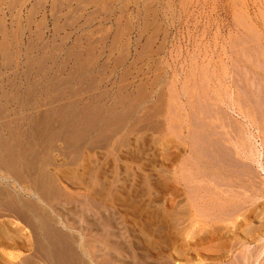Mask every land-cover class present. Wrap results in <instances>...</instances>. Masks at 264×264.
<instances>
[{"label": "rangeland", "instance_id": "1", "mask_svg": "<svg viewBox=\"0 0 264 264\" xmlns=\"http://www.w3.org/2000/svg\"><path fill=\"white\" fill-rule=\"evenodd\" d=\"M255 159L264 168V0H0V228L46 247L0 242V264H175L180 246L210 264L202 249L236 246L243 225L209 240L227 222L175 179L263 175ZM187 199L176 223L166 207Z\"/></svg>", "mask_w": 264, "mask_h": 264}, {"label": "bare ground", "instance_id": "2", "mask_svg": "<svg viewBox=\"0 0 264 264\" xmlns=\"http://www.w3.org/2000/svg\"><path fill=\"white\" fill-rule=\"evenodd\" d=\"M253 40V39H252ZM263 70V69H262ZM260 95V94H259ZM240 109V108H239ZM234 110V109H233ZM261 110V109H260ZM257 111V110H256ZM241 114V113H240ZM245 119V118H244ZM260 120V119H259ZM232 122V121H231ZM221 126V125H220ZM223 126V125H222ZM247 127V126H246ZM190 128V127H189ZM228 128V127H227ZM235 128V127H234ZM211 133V132H210ZM218 133V132H217ZM244 133V132H243ZM230 134V133H229ZM213 135V134H212ZM224 135V134H223ZM246 135V134H245ZM257 136V135H256ZM232 137V136H231ZM253 137V136H252ZM223 138V137H221ZM225 138V137H224ZM254 138V137H253ZM169 139V138H168ZM181 140V139H180ZM217 140V138H216ZM183 141V140H182ZM220 141V140H219ZM241 142V141H240ZM252 142V141H251ZM224 144V143H223ZM238 144V143H237ZM256 144V143H255ZM211 145V144H210ZM220 145V144H219ZM218 145V146H219ZM222 145V144H221ZM220 145V146H221ZM242 145V144H241ZM213 146V145H212ZM243 146V145H242ZM238 147H240L238 145ZM244 147V146H243ZM212 148V147H211ZM223 148V147H222ZM237 148V147H236ZM242 148V147H241ZM256 148V147H255ZM165 149V148H164ZM220 149V148H219ZM244 149V148H243ZM249 149V148H247ZM209 150V149H207ZM214 150V149H213ZM218 149H216V152H217ZM235 150V149H234ZM240 150V148H239ZM246 150V149H245ZM251 150V148H250ZM229 151V150H227ZM248 151V150H247ZM258 154L260 151H257ZM169 153V152H168ZM212 153V151H211ZM215 153V152H214ZM221 153V151H220ZM227 153V152H225ZM236 153V152H235ZM240 153V152H239ZM243 153H246L245 151ZM250 152H248L249 154ZM213 154V153H212ZM227 154H230V153H227ZM247 154V155H248ZM226 155V154H225ZM232 155V154H231ZM239 155V154H238ZM252 155V154H251ZM215 156V155H214ZM214 156H212L211 158H213ZM223 156V155H220V157ZM235 156V155H234ZM249 156V155H248ZM256 156V155H254ZM217 157V155H216ZM219 157V158H220ZM238 157V156H237ZM244 157V154L243 156ZM228 158V157H227ZM234 158V157H233ZM250 158V157H249ZM255 158V157H254ZM210 159V158H209ZM218 159V158H217ZM225 159V158H224ZM223 159V160H224ZM240 159V158H239ZM243 159V158H242ZM247 159V158H246ZM214 160V159H213ZM248 160V159H247ZM257 160V159H255ZM219 161V160H218ZM226 161V160H225ZM225 161H223L225 163ZM229 161L230 158H229ZM228 161V162H229ZM240 161V160H238ZM244 161V160H243ZM252 161V160H251ZM212 162V161H211ZM210 162V163H211ZM227 162V161H226ZM187 163V162H186ZM214 163V161H213ZM230 163V162H229ZM255 163V162H254ZM257 165L260 167V170H262L263 172V175H253L250 171L249 172H246L248 173V175H219V176H213L215 174H212L210 177H205L203 175H179L176 177V185H179V186H185V188L187 187L188 190H190V188H195V190L199 189L198 192L199 193V196L196 198L198 201L196 202H201V204H205V208L210 209V207L212 209L210 210H213V213L215 214L214 215V219L215 220H218V222H220L219 224H223V222H227V224L225 225L227 229L221 237H219L218 234V231L220 229V227H213V226H216L215 225H209V227L211 226V228L207 230V234L209 236V240H215V239H219V238H222V237H225L226 235L228 234H234L235 231L232 232V228H239L240 225H243V227L240 229V238L237 240L236 242V246H232L231 244L234 243H230V241H232V237L235 238V234L230 236L229 238H227L226 241L224 242H221L220 244H217V245H206L202 250L205 252L204 254H206L208 256V258L211 260L210 261V264H264V201H262V205H259V206H256L254 210H251L249 211L250 209H248V206L250 204H253L255 202L254 199L256 200H260L262 198H264V168L261 166V162H259V160L256 161ZM217 164V163H216ZM233 164V163H232ZM246 164V163H245ZM251 164V163H250ZM214 166H216L215 164H213ZM228 165V163H227ZM242 165V164H241ZM202 166V165H201ZM205 166V165H204ZM207 166V165H206ZM233 166V165H231ZM235 166V165H234ZM244 166V165H243ZM252 166V165H251ZM211 167V166H210ZM240 167V166H239ZM250 167V166H249ZM222 168V167H221ZM248 168V167H247ZM246 168V169H247ZM258 168V167H257ZM163 169V168H162ZM195 169V168H194ZM209 169V168H208ZM218 169V167H217ZM216 169V170H217ZM232 169V168H231ZM229 169V170H231ZM234 169V168H233ZM232 169V170H233ZM223 169H221L222 171ZM235 170V169H234ZM236 170H239V169H236ZM245 170V168H244ZM248 170V169H247ZM183 171V170H182ZM259 171V170H258ZM213 172V171H212ZM219 172V171H218ZM217 172V173H218ZM253 172V171H252ZM183 173V172H182ZM206 173V171H205ZM221 173V172H220ZM231 173V172H230ZM229 173V174H230ZM238 173V172H237ZM184 174V173H183ZM208 174V173H207ZM211 174V173H210ZM235 174V173H234ZM252 174V175H250ZM205 175V174H204ZM213 176V177H212ZM146 178V177H145ZM147 179V178H146ZM130 180V179H129ZM169 181V179H167ZM165 181V180H164ZM171 181V180H170ZM173 182V181H172ZM165 184V183H164ZM167 184V182H166ZM175 185V186H176ZM164 186V185H162ZM204 186H207V191L204 189L203 192L200 188L204 187ZM165 188V187H164ZM184 190V188H183ZM186 189L185 192L188 191ZM196 190V192H197ZM172 192V191H171ZM191 192V191H189ZM193 192V191H192ZM191 192V194H192ZM195 192V191H194ZM193 192V194H194ZM154 194V193H153ZM173 194V193H172ZM189 194V195H191ZM114 195V194H113ZM161 195V194H160ZM198 195V194H197ZM173 196V195H172ZM254 196V197H253ZM178 197V196H177ZM190 198V197H189ZM192 198V197H191ZM254 198V199H253ZM193 199V198H192ZM154 200V199H153ZM185 200V199H183ZM254 200V201H253ZM110 201V200H109ZM152 201V200H151ZM16 202V201H15ZM192 202V201H191ZM191 202L187 199L185 201L184 204H178V200H172L171 201V204L169 206V209H167L166 207V213L168 214V212L170 214H173V210H175L176 213H174L176 215V217H172V215L170 216V214L168 215V217H172L174 219V221L176 220V223L179 222L181 220V222H184L186 221L184 219V221L182 220L184 217H185V214L190 211V208L192 207L191 205ZM112 203V202H111ZM180 203V202H179ZM16 205V204H15ZM12 206V205H11ZM28 206V205H27ZM26 206V207H27ZM38 206V205H37ZM13 208V207H11ZM10 208V209H11ZM15 208V207H14ZM28 208V207H27ZM203 208V207H202ZM16 209V208H15ZM20 209V208H19ZM38 209V208H37ZM37 209L34 210V208L32 209L31 206L30 208H28V213H25V209L23 210H13L15 211V216L17 215V217L19 218L21 216L22 213L20 212H24L25 214H27V216H29L30 218H32L35 223L33 224H30L32 220H30L29 218V223H27L28 225H33L34 229L35 227H38L36 226V222L38 223V219H36V216L38 218L42 217V220H41L43 223H44V229L46 227V221H45V218L42 214L38 215V212L39 213H43V212H40V210L36 211ZM42 209V208H40ZM44 209V208H43ZM42 209V210H43ZM165 209V207H164ZM6 210H9V209H6ZM198 210V209H196ZM202 210V209H201ZM36 211V212H35ZM182 212V213H181ZM49 213V212H48ZM135 213V212H134ZM155 213V211H154ZM160 213V212H159ZM165 213V211H164ZM194 213V212H193ZM192 213V214H193ZM201 213V212H200ZM207 213V212H206ZM181 214L180 217H178L179 215ZM197 214V213H196ZM205 214V213H204ZM46 215V214H45ZM52 215V214H50ZM111 215V214H110ZM201 215V214H200ZM149 216V215H148ZM192 216V215H190ZM14 217V216H13ZM23 217V215L21 216V218ZM188 217V216H187ZM196 217V216H195ZM210 217V216H209ZM186 218V217H185ZM192 218V217H190ZM212 218V217H211ZM24 219L25 222L28 221L26 215H24ZM53 219V218H52ZM154 219V218H153ZM187 219V218H186ZM13 220V219H12ZM23 220V219H22ZM49 220V218H48ZM164 220V219H163ZM172 220V219H171ZM170 220V222H171ZM194 220V219H193ZM204 220V219H203ZM173 221V220H172ZM189 221V220H188ZM186 221V222H188ZM210 221V220H209ZM213 221V220H212ZM15 222V221H14ZM154 222V221H153ZM169 222V223H170ZM190 222V221H189ZM203 222V221H202ZM217 222V221H216ZM42 223V224H43ZM149 223V222H148ZM174 223V222H172ZM20 224V223H19ZM18 225H15L14 226L12 225V227L10 228H5V227H1L0 228V242H4L3 244L5 245L4 247L6 248H9V249H16V248H21V249H24L26 250V252L28 251L29 254L32 256V257H40V258H43L44 255H43V251H46V249L44 250V248L46 247H42L43 244L41 245L37 240L36 243L38 242L40 245H39V248H37V246H33V230L29 231L32 232L31 234L28 235V228H25L24 227H21ZM163 224V223H162ZM188 224V223H187ZM185 224V225H187ZM199 224V223H198ZM221 224V226H222ZM25 225V224H24ZM49 225V224H48ZM144 225V224H143ZM164 225V224H163ZM162 225V226H163ZM172 225V224H171ZM177 225V224H175ZM174 225V226H175ZM181 225V224H180ZM184 223L182 224V227L185 226ZM191 225V223L189 224ZM173 226V225H172ZM178 226V225H177ZM176 226V227H177ZM200 226V225H199ZM208 226V225H206ZM40 227V226H39ZM150 227V226H149ZM189 227V226H188ZM192 227V226H191ZM190 227V228H191ZM41 228V227H40ZM181 228V226H180ZM186 228V226L184 227ZM202 228V227H201ZM31 228H29L30 230ZM33 229V228H32ZM43 229V228H42ZM40 229V230H42ZM151 229V228H149ZM199 229V228H198ZM204 229V228H203ZM206 229V228H205ZM232 229V230H230ZM46 230V229H45ZM54 230V229H53ZM174 230V229H172ZM177 230V229H176ZM182 230V229H181ZM179 228H178V232L180 233ZM35 231V230H34ZM37 231V232H36ZM36 235H38L39 239L42 235H44V233L40 232L38 228H36ZM155 231H157L155 229ZM169 231V230H168ZM187 231H189L187 229ZM204 231V230H203ZM45 232V231H44ZM56 232V229L55 231ZM147 232V231H146ZM173 232V231H171ZM186 232V231H185ZM184 232V234H185ZM175 233V232H174ZM41 234V236H40ZM46 234H47V231H46ZM49 234V233H48ZM159 234V233H158ZM164 234V233H163ZM176 234V233H175ZM187 234L189 235L190 232L186 233L185 235L187 236ZM197 234V233H196ZM58 235V234H57ZM174 235V234H173ZM192 235V234H191ZM29 236H33V237H29ZM61 236V235H60ZM199 236V235H198ZM47 237V236H46ZM62 237V236H61ZM150 237V236H149ZM157 237H159L157 235ZM179 237V236H178ZM32 238V239H31ZM35 238V237H34ZM160 238V237H159ZM165 238V237H164ZM181 238V237H180ZM193 238V236H192ZM208 238L206 235L202 236V238L200 237L199 240H196L195 241V244L196 245H200L202 243H204V239ZM186 239V237H185ZM32 240V242H31ZM44 240V239H43ZM180 240V239H179ZM183 240V239H182ZM191 240V239H190ZM41 241V240H40ZM157 241V240H156ZM162 241V240H161ZM168 241V240H167ZM35 242V241H34ZM43 242V241H42ZM57 242V241H56ZM60 242V241H59ZM163 242V241H162ZM33 243V244H32ZM35 243V244H36ZM37 243V244H38ZM58 243V242H57ZM187 243V242H186ZM253 243V244H252ZM1 244V245H3ZM31 244H32V247H31ZM55 244V243H54ZM62 244V243H61ZM158 244V243H157ZM156 244V245H157ZM162 244V243H161ZM168 244V243H167ZM174 244V243H173ZM176 244V243H175ZM235 244V243H234ZM58 244H55L54 246H56ZM170 245V244H169ZM64 246V245H63ZM167 246V245H166ZM195 246V245H194ZM160 247H163L165 248L164 246H160ZM181 248H178L177 250H173L175 251V254H172L171 253L169 254V257L170 259H166L168 261L170 260H173L175 261L177 264H186V262H190L191 260H189L191 257L189 256V250L190 249H187V248H182L183 246H180ZM65 248V247H64ZM158 248V247H156ZM75 249V248H73ZM148 249V248H147ZM152 249V248H151ZM166 249V248H165ZM173 249V247H172ZM176 249V248H174ZM54 250V249H53ZM66 250V249H65ZM154 250V248H153ZM163 250V249H161ZM234 250H236L234 252ZM193 251H196V250H193ZM199 251H201L199 249ZM58 252V251H57ZM162 252V251H161ZM160 252V253H161ZM165 252V250H164ZM170 252V251H169ZM210 252V253H209ZM68 253V252H67ZM149 253V252H148ZM202 253V252H201ZM209 253V254H208ZM61 254V252H60ZM151 254V253H150ZM154 254V253H153ZM163 254V253H162ZM166 254H167V251H166ZM199 254V253H198ZM203 254V253H202ZM43 255V257H42ZM46 255V254H45ZM63 255V254H62ZM67 256V255H66ZM196 256V255H195ZM198 256V255H197ZM204 256V255H203ZM45 258V257H44ZM62 258V257H60ZM71 258V257H70ZM32 259V258H31ZM30 259V260H31ZM48 259V258H47ZM46 259V260H47ZM160 259V258H159ZM201 259V258H200ZM26 260V258H25ZM34 260V259H32ZM39 260V259H38ZM43 260V259H41ZM59 260V259H58ZM66 260V259H65ZM72 260V259H71ZM163 260H164V257H163ZM162 260V261H163ZM164 260V261H166ZM167 261V262H168ZM201 260H198L197 262H192V263H189V264H196V263H200ZM1 262V261H0ZM12 262V261H11ZM37 262V260H36ZM49 263V261H47ZM35 263V261L33 262ZM39 263V262H38ZM74 263V262H73ZM175 263V264H176ZM18 264V263H17ZM21 264V263H20ZM32 264V262H31ZM36 264V263H35ZM51 264V263H50ZM65 264V263H64ZM158 264V262H157ZM162 264H165V263H162Z\"/></svg>", "mask_w": 264, "mask_h": 264}]
</instances>
